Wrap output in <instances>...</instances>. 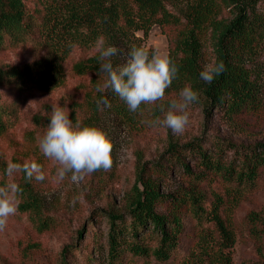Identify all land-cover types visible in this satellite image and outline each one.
<instances>
[{"label": "trees", "instance_id": "obj_1", "mask_svg": "<svg viewBox=\"0 0 264 264\" xmlns=\"http://www.w3.org/2000/svg\"><path fill=\"white\" fill-rule=\"evenodd\" d=\"M259 2L264 0H36L30 9L24 0H0V54L25 46L39 54L20 66L4 67L0 62V139L20 121L21 95L50 92L65 85V61L75 49L80 56L68 72L73 78L87 80L82 86L87 104H96L90 93L98 101L106 99L110 112L128 122L146 110L170 105L186 85L198 93V100L191 105L201 106L205 115L214 109L235 119L257 109L259 82L247 62L263 49L264 11L257 8ZM153 26L165 35L168 56L177 73L163 100L142 104L132 112L111 89L96 91L105 79L96 45L104 36L105 47L118 49L111 60L114 67L120 66L133 45L143 46ZM137 32L143 37H137ZM148 50L150 54L154 51ZM220 62L224 72L211 83L204 82L199 74L205 65ZM7 94L13 99H4ZM93 112H98L97 107ZM72 121L78 120L74 117ZM81 123L97 127L93 118L85 117ZM184 148L201 159V173L194 175L188 165L180 163L187 174L199 176L191 178L195 183L211 178L229 195L254 193L264 187V144L216 145V155L212 156L200 145L190 143ZM228 152H232L229 160ZM103 172L95 171L96 175ZM31 180H26L23 173L18 183L23 191L18 194L17 211L44 233L52 222L40 208ZM137 192L129 216L112 215L109 220L110 264H232L235 235L223 197L216 195L208 203L205 194L189 190L164 198L148 184ZM162 199L169 200L168 215L155 211ZM182 213L190 217L192 228L188 232L179 217Z\"/></svg>", "mask_w": 264, "mask_h": 264}, {"label": "rangeland", "instance_id": "obj_2", "mask_svg": "<svg viewBox=\"0 0 264 264\" xmlns=\"http://www.w3.org/2000/svg\"><path fill=\"white\" fill-rule=\"evenodd\" d=\"M24 2L30 9L36 5V0ZM257 8L264 11V2H259ZM136 36L142 38V32ZM143 46L168 54L167 39L158 26L151 28ZM37 56V51L25 46L1 53L0 62L4 67L20 66ZM79 56L80 51L75 49L65 61L67 77L63 87L20 96V121L6 138L0 139V186L22 181L23 172L11 177L6 174L9 161L39 164L44 179L36 180L33 176L31 186L40 208L52 222L49 231L43 233L31 226L26 215L19 211L9 217L7 226L0 231V264H110L109 220L112 215L127 218L137 191H142L145 184L154 187L164 198L184 195L189 190L205 194L208 203L216 195L223 197L235 235L232 264H264V187L254 193L229 195L220 182L211 178L202 183L193 182L199 176L193 178L180 165H188L193 175L201 173L200 157L184 148L190 143L202 146L211 156L216 155V145L264 144V44L261 52L247 62L259 82L260 106L230 119L222 111L213 109L205 115L201 106L189 105V120L182 133L152 123L163 119L169 105L146 110L129 122L110 112L103 103L98 104L91 93L96 104L90 107L85 98L87 92L82 88L87 80L73 78L68 72ZM3 97L13 99L11 94ZM54 104L67 107L70 119L75 117L81 122L87 117L96 121L112 144L110 169L101 175L95 172L85 175L79 182H73L70 173L64 180H57V166L43 156L38 145ZM94 107L98 112H93ZM231 157L232 152H228V160ZM163 199L156 204L155 211L168 215L169 200ZM179 217L186 231H190L189 215L182 213Z\"/></svg>", "mask_w": 264, "mask_h": 264}, {"label": "clouds", "instance_id": "obj_3", "mask_svg": "<svg viewBox=\"0 0 264 264\" xmlns=\"http://www.w3.org/2000/svg\"><path fill=\"white\" fill-rule=\"evenodd\" d=\"M97 51L100 60V72L105 79L98 85L96 91L111 89L126 103L129 110L136 112L142 104L152 105L164 99L165 90L170 87L176 77L177 68L167 53L159 50H149L143 46L133 45L128 53V59L120 66H113L111 58L116 56L115 46L105 47V37L97 41ZM223 62L207 64L200 72V78L211 83L215 76L224 72ZM198 100V93L186 85L179 93L178 99L170 101L164 112L163 119L152 121L171 129L173 133H182L189 120L188 108ZM109 106L106 99L98 101ZM39 149L43 156L56 166V178L62 181L70 173L73 182H79L85 175L97 170H108L112 166V144L105 132L95 126H87L69 118V109L60 105H52L49 122L39 135ZM25 173V179L43 180L41 166L35 162L24 164L8 162L6 174L11 177L14 173ZM22 188L15 182L0 186V231L7 226L9 217L17 212L18 194Z\"/></svg>", "mask_w": 264, "mask_h": 264}]
</instances>
